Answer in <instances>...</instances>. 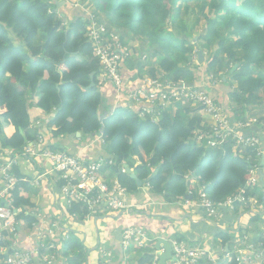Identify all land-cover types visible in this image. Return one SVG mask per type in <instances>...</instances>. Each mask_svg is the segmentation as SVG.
<instances>
[{"label":"trees","instance_id":"16d2710c","mask_svg":"<svg viewBox=\"0 0 264 264\" xmlns=\"http://www.w3.org/2000/svg\"><path fill=\"white\" fill-rule=\"evenodd\" d=\"M56 1L0 0V158L20 154L29 142L38 139L31 127L32 103L41 112L52 114L47 127L54 137L76 133L90 137L98 135L103 126L98 136L108 149L106 158L113 160L106 168L105 179L118 181L128 194L140 187L121 171L125 170L124 164L141 181L154 174L143 186L166 203L193 200L202 186L214 201L245 188L246 196L256 198L261 209L251 212L248 223L237 230L217 228L213 237L222 249L228 248L231 258L226 262L219 259L215 264H238L232 241L245 234L252 235L253 239L246 243H254L264 258V238L259 237L264 230V177L257 170L258 187L247 184L253 168L260 166L255 149H234L231 138L216 146L198 141L197 135L206 132L209 125H202L200 106L194 107L186 99L174 110L158 108L155 116L141 115V109L133 104H121L101 119L102 107L105 111L108 107L100 88L103 83H112L97 82L101 67L93 56L86 28L91 21L103 23L106 32L116 33L123 45L139 40L140 46L151 49L156 58L153 63L126 58L128 69L136 68L137 75L148 64L147 76L156 78L160 73L164 74L161 78L188 84L201 82L190 70L195 45L203 53V48L215 44L199 75L210 74L216 83H209L204 89L213 95L216 87H223L224 96L216 99L222 110L234 122L247 121L256 115L254 107L264 104V0H194L201 1V13L207 9L203 15L205 28L195 35L196 43L189 38L194 23L191 27L177 24L185 0H89L90 14L81 10L68 13L62 8L56 11ZM188 6L184 5L185 9ZM175 28L181 32L177 34ZM91 72L95 73V86L85 89ZM258 121L264 122V117ZM8 126L13 129L9 135L4 132ZM242 131L264 139V132L256 127ZM14 171L16 181L9 196L10 206L16 210L15 218L31 227L36 218L27 213L35 208L30 179L17 168ZM56 183L60 189L63 182L58 179ZM250 206L236 205L224 215L239 222L240 211L246 212ZM68 213L80 220L88 211L73 202ZM181 237L177 236V241H182ZM58 243L57 252L67 264H91V256L96 257V264L103 262L97 255L100 248L89 251L72 232ZM127 252L134 255L127 257L125 264L154 263L153 243L132 245ZM202 259H206L205 255Z\"/></svg>","mask_w":264,"mask_h":264},{"label":"built area","instance_id":"2783aa9c","mask_svg":"<svg viewBox=\"0 0 264 264\" xmlns=\"http://www.w3.org/2000/svg\"><path fill=\"white\" fill-rule=\"evenodd\" d=\"M63 1H68L72 6L90 14L89 0ZM91 16L93 17V15ZM86 28L88 40L92 45L93 56L97 58L101 67L99 75H101L102 81L109 80L118 95L124 97L125 100L138 107V109H141V115L152 114L155 116L158 114V108H164L167 104L179 103L181 100L186 99L192 105L196 104L200 106L203 120H205L202 125H209V129L206 132H201L198 135V141L216 146L231 138L234 140V148L239 147V145H242L244 148L252 147L255 149L257 155H264V139L256 134H245L242 131L246 127L254 128L258 124L263 130L257 128V131L264 132V122L258 121L259 119L257 118H255L256 121H251V118L247 121L235 120L234 122L230 120L225 111H221V106L216 101V98L204 89L209 83L212 86L216 83V79L212 78L211 75L205 81L201 77L200 84H188L183 80L173 81L169 78H152L147 76L138 80L140 82L139 85L132 87L128 79L125 80L122 74L121 62L127 56L125 51L123 52L122 50L123 44L120 42L118 35L113 31L107 33L105 25L95 21L88 23ZM102 83L99 81V84ZM155 111L157 112L155 113ZM207 118L209 120H206ZM35 157H43L51 162L52 169L57 174V178L63 182L60 187V195L66 200L68 208L73 202L80 203L87 211L108 210L111 212H121L132 208L128 203V193L125 187L116 180L105 179L106 168L113 163L112 159L99 157L95 160H83L66 151L51 150L45 146L43 138L39 136L34 142H29L20 154L7 155L0 164V264H32V253L21 249H14L11 257L5 259L3 256V243L5 233L8 232L15 235L17 227L14 213L16 210L12 209L9 200L10 192L14 188L16 181L14 170L18 167L22 158L34 159ZM260 168L264 177V165L255 166L251 171V177L247 183L248 186L250 185L253 188L258 187L256 171ZM121 171L125 170L122 169ZM41 176L42 174L37 175L35 179L36 184H38L39 177ZM251 198L250 196H246L245 188H241L238 192L228 195L222 200L214 201L203 191L202 186L197 191V201L195 204H192L190 200H184V203L185 205L197 207L207 218L213 219L221 218L224 212L230 213L236 205L251 204V201H253V198ZM124 230H128L129 232L126 235H122V242L123 238L126 240L134 238L136 240L137 237L143 238L145 234L140 230L136 231L129 227ZM144 241L145 238L142 242ZM237 241L239 246L235 251L233 249V252L238 264H250L252 260L257 261V259L264 262L262 250L255 251L253 249L254 246L243 242L242 238H238ZM139 242L141 243V241ZM171 243L172 252L175 257L171 261L173 264H203L202 258L206 252L200 248L191 247L184 242L176 240H172ZM131 245L129 244L127 248ZM38 246L44 247V245ZM56 246L52 242L44 247L50 251L48 254H40L45 264H52L55 256L51 251L56 249ZM249 251L253 252L252 256H249ZM99 254L103 259V262L100 264H107L109 255L106 250L100 248ZM207 260H209L208 255ZM211 261L213 260L211 259ZM153 264H156V259H154Z\"/></svg>","mask_w":264,"mask_h":264},{"label":"crops","instance_id":"0c3cea01","mask_svg":"<svg viewBox=\"0 0 264 264\" xmlns=\"http://www.w3.org/2000/svg\"><path fill=\"white\" fill-rule=\"evenodd\" d=\"M63 2V5L59 9L62 8L68 13H73L74 11L80 12L79 10L81 9L72 6L70 2ZM127 65L126 59H123L121 62L122 74L125 80L128 79L132 87H135L139 85L140 82L138 80L144 77V75L142 72L140 73L142 77L141 75L133 74V69H128L129 67ZM218 87L212 91L213 94L215 93L216 99L217 96L218 98L224 96L223 87L219 90ZM100 89L105 98V106L108 107L107 111L102 107L100 113L103 112L102 114H106L107 116L109 110L113 112L121 104H130L124 97L116 93L112 84L109 82L103 83ZM173 104H167L164 108L174 110L179 103ZM29 114L33 131L38 134V137L41 136L43 138L46 147L49 146L48 148L50 149L53 147L56 150L66 151L83 160H95L99 157H107L106 153L108 149L100 141L98 135L83 138L78 133L75 135L54 137L47 127V121L51 117V113L41 112L32 103L29 107ZM12 131L13 129L10 126L4 129L7 135L11 134ZM45 159L43 157H35L34 159L22 158L18 164L17 170L30 179V194L35 203V208L30 211L27 210V213L34 216L36 220L31 227H27L22 219H16L17 227L15 235L8 232L5 233L3 243V256L5 259L11 257L14 249H21L32 253V264H45L40 254H48L50 251L44 247L52 242L57 244L58 240L62 242V240L69 238L70 232H72L78 238L82 239L89 251L95 250V248L108 250L107 254L109 257L107 264H125L126 258L134 255V253H129V256L124 255L121 246V232L129 227L144 232L149 238L154 239L153 243L157 237L177 241V235L178 237L183 236L181 242L191 247L200 248L207 253L210 261L211 259L217 260L219 258L220 260L222 259L221 261L226 262L231 258L228 248L222 249L219 241L215 240L212 234L202 239L201 234H207L209 231L206 228L198 229V226L202 223L213 221L216 226L222 224L226 229L237 230L241 224L245 225L248 223L251 212H255L257 211L256 208L261 207L257 201L254 208H252L251 201V206L248 211L240 212L237 227H234V224L237 222L228 220L229 217L227 215H222L219 223L216 224L218 221L207 218L197 207L185 205V203L182 204L180 200L173 205L165 204L160 196L150 193L148 189L142 186L135 192L127 195L128 203L132 207L136 205L137 208H130L121 212L88 210V213L83 216V219L77 220L75 216L68 213V204L64 197L60 195V189H57L56 181L58 179L56 178V173L52 169L51 162ZM0 160L3 159L0 158ZM39 174H42V176L39 177L38 184H36L35 179ZM190 201L192 202L193 200ZM109 213L112 214L108 215ZM103 221L112 223V227L107 229L103 228V231L100 232V223ZM238 238L232 241V244L234 243L233 245L231 244L234 246V251L239 246ZM38 245H44V247L42 248ZM51 253L55 256L52 264H67L66 259L61 254L59 255L61 252H57V249L52 250ZM224 253L228 256L225 257ZM97 255L101 259L100 254L97 253ZM154 255L157 264L158 255L155 250ZM90 260L92 262L91 264H96L95 256H91ZM209 260L205 259L204 261L209 262ZM205 262L203 264H206ZM100 263L98 261L97 264ZM250 264H264V262L257 259V261L252 260Z\"/></svg>","mask_w":264,"mask_h":264},{"label":"rangeland","instance_id":"374dc122","mask_svg":"<svg viewBox=\"0 0 264 264\" xmlns=\"http://www.w3.org/2000/svg\"><path fill=\"white\" fill-rule=\"evenodd\" d=\"M61 2V1H60ZM71 4V3H70ZM200 4H201V1L199 2V1H194V0H190V1H187L186 2V0L185 1H183L182 2V4H181V8L179 9V13H178V19H177V24H187V25H189L190 27H191V25L194 23V25H193V33H192V37H189L190 38V40H192L194 43H196V41H197V39H196V34H199V33H201L202 31H203V29L205 28L204 26H205V19H204V17H203V15L205 14V13H207V9L205 8L204 9V12H200V9H199V6H200ZM63 5V4H62ZM72 5V4H71ZM184 5H189L188 6V8L187 9H185V7H184ZM61 7V6H60ZM59 7V8H60ZM59 8H58V11H59ZM200 13H201V15H200ZM59 15H61V12H60V14ZM181 20V21H180ZM168 29H173L171 26H168L167 27ZM175 30H176V32H177V34L179 33V32H181V30H179V29H176L175 28ZM115 36V35H114ZM194 36V37H193ZM114 38V37H113ZM114 40H116L115 38H114ZM141 44H140V41L139 40H136V41H130V42H128V44H126V45H122V50H123V52L125 51V53H126V56L127 57H130V60H132V61H137L138 59H140L141 61H144V62H148V61H151V63H153L154 61H155V57L152 55V51H151V49H147L146 47L147 46H145V47H142V46H140ZM215 48H216V45L214 44H212V46H211V48H203L204 50H203V57H204V60L202 61V62H198V55L196 56L194 53L196 52V51H198L197 50V47H196V45H195V49L192 51L193 53V56H192V65L190 66V70L195 74V76H197V79H199V78H203L204 79V81H205V78H208L209 79V77H210V74H209V76H207L206 74H204V75H199V72L201 71V69H202V66L206 63V61H207V58L209 57L208 55H210L211 54V52L212 51H214L215 50ZM198 54V53H197ZM132 72H133V74H136L137 72H138V70L136 69V68H134L133 70H132ZM142 73H143V75H144V77H147V75L149 74V65L147 64V65H144L143 66V69H142V71H141ZM164 76V74H160L159 73V75L157 76V77H163ZM172 80V79H171ZM99 81H100V83H102L103 81H102V79H101V75H98L97 76V82H98V84H99ZM100 85V84H99ZM210 91V90H209ZM213 94V93H212ZM215 94V93H214ZM213 94V96L214 97H216L215 95ZM212 96V95H211ZM218 97V96H217ZM228 97V96H227ZM227 102H229V97H228V101ZM172 105H174V104H172ZM195 105L196 104H193V106L195 107ZM223 108V107H222ZM222 108L220 107V109H221V111H222ZM250 111L252 110V109H249ZM226 111H227V113H231L227 108H226ZM157 111H155V113H156ZM249 112V111H248ZM247 112V113H248ZM253 112H257L256 113V115L254 116V117H251V121H254L255 120V118H257V119H261V117H264V104H262L261 105V107L260 108H256V107H254V109H253ZM246 113V114H247ZM200 114L202 115V111H201V108H200ZM206 120H209V118H207ZM256 121V120H255ZM203 122H205V120H203ZM202 122V123H203ZM256 126V128H258V129H262L263 130V128L260 126V125H258V124H256L255 125ZM197 137H198V135H197ZM228 138V137H227ZM103 143V142H102ZM239 147H243L242 145H239ZM239 147H237V148H239ZM234 149H236V148H234ZM257 157H259V159L261 160V158L263 157L264 158V155H257ZM143 186V185H142ZM141 186V187H142ZM140 187V188H141ZM252 199V198H251ZM255 200V201H254ZM180 201H182V204L185 202L184 200H180ZM196 201H197V195H196V197H195V199H193V201H192V204H195L196 203ZM256 203H257V199L255 198H253V201H252V208H254V206L256 205ZM165 204H171V205H173V204H176V202H171V203H166L165 202ZM132 208H137V206L136 205H134ZM261 209V207H258V208H256V210H260ZM108 211V210H107ZM232 211H230V213H231ZM240 212H242L243 213V211H240ZM144 213H146V212H144ZM143 213V214H144ZM112 213H109L108 215H111ZM145 215V214H144ZM209 219H212V218H209ZM239 218H237V220H238ZM212 220H214V221H218V222H216V224L217 223H219V221H220V218H213ZM211 222V223H210ZM210 222H206V223H202L200 226H198V229H204V228H206V230H208L209 232L207 233V234H201V236H202V238L204 239L205 237H207V235H214L213 233L215 232V231H217V228H222V229H226V228H224V226L222 225V224H218L217 226H219V227H217L214 223H213V221H210ZM237 225H238V222L237 223H235L234 224V227H237ZM112 227V223H107V222H102V223H100V232H102L103 231V228H105V229H107V228H111ZM220 228V229H221ZM134 230H138V229H136V228H133ZM129 231L128 230H123L122 232H121V234L122 235H126L127 233H128ZM144 233V232H143ZM260 236V238L262 237V238H264V230L259 234ZM248 236V237H247ZM247 236H246V234L245 235H243V237H242V239L244 240L243 242H247V241H249V240H252L253 239V237H251V234H247ZM144 238H146V241H144V242H142V240L144 239ZM81 239V238H80ZM82 240V239H81ZM139 241H141V243L139 242ZM153 241H154V239L153 238H149L146 234H144V236H143V238H141V237H137V239L135 240L134 238H132V239H130V240H126V239H124L123 238V242H122V244H121V246H122V250H123V252H124V255H126V256H129L130 254H129V252H127V246L129 245V244H132V245H135V244H137L138 242H139V244H145V245H150V244H152L153 243ZM88 242V241H87ZM251 245H255L254 243H250ZM249 244V245H250ZM131 245V246H132ZM130 247V246H129ZM255 251L257 250L256 249V247H254L253 248ZM221 250V249H220ZM108 250H106V252H107ZM221 252H222V250H221ZM249 256H252V254H253V252L252 251H249ZM224 255H225V253H224ZM225 257H227V255H225ZM205 258H206V260H207V253H205ZM218 259L219 258H217V260H213V261H209V263L208 264H215L217 261H218ZM202 262H204V259H202ZM170 264H173L172 262H170Z\"/></svg>","mask_w":264,"mask_h":264},{"label":"water","instance_id":"95a60500","mask_svg":"<svg viewBox=\"0 0 264 264\" xmlns=\"http://www.w3.org/2000/svg\"><path fill=\"white\" fill-rule=\"evenodd\" d=\"M63 1H56V7L55 10L58 11V8L63 4ZM198 62H202L204 60L203 54L201 51H198ZM236 68V65H234L232 67V70ZM94 72L90 73V83L87 87H85V89H88L90 87H94L95 86V82H94ZM106 116V114H102L100 116V118H104ZM103 132V126L100 127L99 131H98V135H101V133ZM78 134V133H76ZM260 166L264 165V158L262 157L260 160ZM124 168H125V172L132 178L135 180L137 187H141L144 183H147V181L154 175L152 174L148 180L145 181H141L137 178V176L134 174V172L128 168V166L126 164H124ZM258 174L259 176L262 178L263 177V173L261 168L258 170ZM263 187H264V183H263ZM153 248L156 251L157 255H158V259H157V264H170L171 261H173L175 259L173 252H172V243L170 240L163 238V237H157L155 238V242L153 243Z\"/></svg>","mask_w":264,"mask_h":264},{"label":"bare ground","instance_id":"6f19581e","mask_svg":"<svg viewBox=\"0 0 264 264\" xmlns=\"http://www.w3.org/2000/svg\"><path fill=\"white\" fill-rule=\"evenodd\" d=\"M229 93V92H228ZM170 113V112H169ZM160 115V114H159ZM160 118V117H159ZM225 143V142H224ZM49 147V146H48ZM223 147V146H222ZM225 149H226V147H225ZM111 156V155H110ZM46 160V159H45ZM48 163V162H47ZM46 163V164H47ZM48 165V164H47ZM125 175V174H124ZM22 176V175H21ZM259 178V177H258ZM180 192V191H179ZM64 203V202H63ZM65 204V203H64ZM150 210V209H149ZM125 215V214H124ZM25 218H28V217H25ZM32 220V219H31ZM104 222V221H103ZM203 222V221H202ZM28 223H29V221H28ZM178 236V235H177ZM176 236V237H177ZM40 239V238H39ZM181 239H182V237H181ZM203 239V238H202ZM63 241V240H62ZM122 243V242H121ZM68 244V243H67ZM71 244H69V246H70ZM191 245V244H190ZM203 246V245H202ZM223 247V246H222ZM63 249V248H62ZM67 250V249H66ZM72 251V250H71ZM217 256V255H216ZM142 259V258H141ZM153 259V258H152ZM222 260V259H221ZM144 263V262H143ZM149 263V262H148Z\"/></svg>","mask_w":264,"mask_h":264}]
</instances>
